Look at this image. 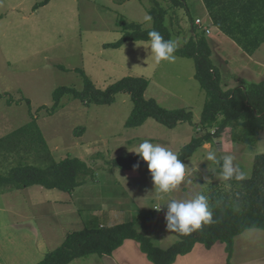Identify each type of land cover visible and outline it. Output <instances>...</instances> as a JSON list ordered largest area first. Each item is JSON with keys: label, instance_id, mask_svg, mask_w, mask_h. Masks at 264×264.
<instances>
[{"label": "rangeland", "instance_id": "374dc122", "mask_svg": "<svg viewBox=\"0 0 264 264\" xmlns=\"http://www.w3.org/2000/svg\"><path fill=\"white\" fill-rule=\"evenodd\" d=\"M42 1L0 0V93L8 91L0 96V138L35 119L54 161L78 158L91 167L94 177L71 195L40 186L9 192V201H0V264H36L58 247L64 230H78L84 225L95 228L99 224L110 227L130 222L154 246L166 248L177 240L166 230L167 203L171 199H192L197 193L209 199L214 190L228 191L235 179L224 180L220 175L225 155H233L234 164L249 178L254 156L264 154V127L254 146L230 142L223 136L204 144L183 162L187 166L184 180L170 193L156 190L148 167L138 172L112 167L110 162L117 157L137 155L133 151L145 139L178 154L193 137L204 134L198 120L205 93L194 79L193 60L175 56L173 62L157 63L150 53V42L105 47L120 39V20L140 24L143 29L151 27V21L144 19L152 5L149 0H51L35 9ZM159 1L168 9L166 24L177 48L191 37L205 35L209 40L211 60L223 90L242 81H264V44L250 56L226 35V46H221L217 41H223L222 32L212 26L199 0L185 1L189 15L185 7H171L170 0ZM76 69L83 70L100 90L127 76L144 78L150 82L145 98L165 109L191 108L193 125L168 129L147 120L140 127L126 128L132 103L125 94L116 95L111 105L102 106L84 105L65 96L55 113L49 115L56 88L82 89ZM209 152H216L219 164L206 159ZM8 164L3 163L1 170ZM14 197L16 204L25 203L30 210L23 223L16 224L14 218L2 212ZM50 197L57 201L45 202ZM254 231L246 230L238 236L243 238L245 234L248 239L237 246L236 261L245 258L255 263L264 257V231L256 230L258 238L250 239ZM201 249L208 254L207 249ZM210 253H224L227 261L221 244ZM78 260L83 259L73 261Z\"/></svg>", "mask_w": 264, "mask_h": 264}, {"label": "trees", "instance_id": "16d2710c", "mask_svg": "<svg viewBox=\"0 0 264 264\" xmlns=\"http://www.w3.org/2000/svg\"><path fill=\"white\" fill-rule=\"evenodd\" d=\"M44 0L35 6L47 4ZM123 3L129 0H116ZM151 27L126 23L120 20V39L105 47L116 49L126 42H149L148 32L156 30L165 40L172 39V31L166 24L168 9L159 0H149ZM186 0H170L171 7L188 8ZM212 26L225 34L246 55L257 52L264 44V0H201ZM191 19V18H189ZM193 24V22H190ZM192 30L195 31L194 27ZM175 56L193 60L194 79L205 93L198 125L203 135L193 137L178 152L184 162L204 144L227 137L230 142L254 146L264 127V81L252 83L242 81L230 89L221 87L217 68L213 65L212 50L205 35L191 37ZM82 78V89L58 87L52 92L53 104L49 115H53L65 96L84 105H111L115 96L125 94L132 103L131 112L125 122L126 128H137L147 120L173 129L181 124L193 125L191 108L165 109L153 99L145 98L150 82L144 78L124 77L104 90L97 89L83 70H75ZM45 108V107H42ZM212 130V131H210ZM33 159L35 162H30ZM9 163L2 171V164ZM122 171L138 172L147 164L138 155L120 156L110 162ZM91 167L78 158L66 157L54 161L35 119L0 138V194L40 186L46 190H58L71 194L78 187L91 181ZM228 191H212L209 203L213 212V223L203 225L190 234L171 232L177 240L168 248L154 246L151 240L138 233L132 223L113 226L84 228L67 233L63 242L36 264H69L73 260L97 255L111 257L126 240L135 241L139 250L151 264H173L179 256L192 252L199 244L211 249L216 243L224 245L229 264L233 253V241L246 230L264 231V154L254 156L249 178L232 180Z\"/></svg>", "mask_w": 264, "mask_h": 264}, {"label": "clouds", "instance_id": "9594fccd", "mask_svg": "<svg viewBox=\"0 0 264 264\" xmlns=\"http://www.w3.org/2000/svg\"><path fill=\"white\" fill-rule=\"evenodd\" d=\"M144 19L151 21V16L146 14ZM148 36L150 38V53L154 55L157 63L175 61L174 53L177 50V45L174 41L165 40L161 33L156 30L149 31ZM133 152L147 164L152 182L160 193L172 192L184 180L187 166L170 148L145 139ZM206 159L217 164L220 163L216 152H209ZM234 159L233 155L222 157L220 175L224 180L243 181L246 176L239 166L234 164ZM165 220L169 231L181 234H190L201 229L203 225L213 223V212L208 197L203 193H197L192 199H171L167 203Z\"/></svg>", "mask_w": 264, "mask_h": 264}, {"label": "crops", "instance_id": "0c3cea01", "mask_svg": "<svg viewBox=\"0 0 264 264\" xmlns=\"http://www.w3.org/2000/svg\"><path fill=\"white\" fill-rule=\"evenodd\" d=\"M199 2H200V5L203 8L202 9L203 13H205L207 18L209 19L208 12H207L205 6L203 5L201 0H199ZM196 19H198V18H196ZM221 35L223 36L224 39H222L223 41H220V40L217 41V43H220L221 46H223V45H225L224 44V40H226L227 37H225V34H223V33H221ZM242 53H244V52H242ZM6 93H8V91H6L4 93H0V96H3ZM0 101H3L2 98H0ZM3 135L5 136V133ZM3 135H2V137H3ZM33 187H38V186H33ZM27 189H29V188H26L24 190H27ZM48 191H53V190H48ZM12 192L13 191H11L10 193H12ZM35 192L38 193V195H41L40 192H38V191H35ZM10 193L6 192V193L0 194V201H2V202H3V200H8L9 201ZM31 197H32V194H31ZM38 197H40V196H38ZM46 197H47V195H46ZM16 199L17 198L14 197L13 201L9 202V206L11 207V209H10V207L8 208V207L4 206L3 207L4 211H2V212H3V214L6 213L11 218H14L12 220L17 221L15 223L19 224V223H23L25 220L26 221L28 220V218H26L25 216L28 215V212L30 210L25 208V206H24V205H26L25 203L24 204H16L15 203ZM53 201L56 202L57 200H52L51 197L48 198V199H45V202H53ZM5 204H7V202ZM32 204L33 203L30 200L31 207L34 206V204L33 205ZM47 205H49V203H47ZM16 219H19V220H16ZM102 226H105V225L99 224L98 226H95V228L96 227H102ZM84 228H94V227H87V226L84 225L82 228H80L78 230H82ZM75 229H77V228H73L72 230H64L63 234L61 235L62 239H61L60 244L63 242V240H64L65 236L67 235V233H69L70 231H78V230H75ZM257 234H259V233H258V231L255 230L253 235L250 236V239H257L258 238ZM245 236L246 235L244 234L243 238H240L238 236L235 237V239L233 241V253H232L231 259L229 261V264H235V263H237V264H262V262L264 261V257L260 258L259 260H256L255 263H254V261L252 262V261H249V260H247L245 258L244 259H237V261H236V257L235 256H236L237 246L238 245L241 246L242 244H244L246 242V240L248 238L245 239ZM217 244H221V243H216L211 249L207 250L208 254H204L205 253L203 251L204 249H201L203 247H200V245L197 244L194 247V249L192 250L191 253H189V254H187L185 256H179L177 258V260L173 264H227V262H224L225 261V257H226L224 255V253H223V255H213V256H211L210 252L217 246ZM171 245H169V246H171ZM221 245L223 246V249H224V245L223 244H221ZM169 246H167L166 248H168ZM166 248H161V249H166ZM54 249H56V248H54ZM92 256L93 255H91V257ZM81 259H83V260L82 261L78 260V261H75V262L72 261L69 264H149L148 263L149 261L146 259L145 255L142 254L141 251L139 250L138 244L135 243L132 240H126L120 248H118L115 252H113L111 257H103V258H98V259H88V258H83L82 257Z\"/></svg>", "mask_w": 264, "mask_h": 264}, {"label": "built area", "instance_id": "2783aa9c", "mask_svg": "<svg viewBox=\"0 0 264 264\" xmlns=\"http://www.w3.org/2000/svg\"><path fill=\"white\" fill-rule=\"evenodd\" d=\"M197 23H198V21H197Z\"/></svg>", "mask_w": 264, "mask_h": 264}]
</instances>
